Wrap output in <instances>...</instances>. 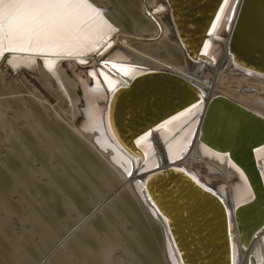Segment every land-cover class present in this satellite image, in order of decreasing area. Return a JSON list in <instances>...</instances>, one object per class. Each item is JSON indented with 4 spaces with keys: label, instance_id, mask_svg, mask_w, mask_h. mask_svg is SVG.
<instances>
[{
    "label": "bare ground",
    "instance_id": "obj_1",
    "mask_svg": "<svg viewBox=\"0 0 264 264\" xmlns=\"http://www.w3.org/2000/svg\"><path fill=\"white\" fill-rule=\"evenodd\" d=\"M89 2L97 8L104 9L103 20L111 26L109 28L101 24L104 34L102 37H97L99 43L89 52L83 55L74 54L71 58L6 53L0 56V86L2 88L7 80L12 79L14 83L37 85L42 92L46 88L49 93L45 96H54L55 93L56 96L69 99L74 109L71 117L69 116L68 127L78 140L90 146L107 168L115 174L118 186L116 185L117 188L112 193L120 190L129 193L140 207L146 221L153 226L150 231L155 232L157 229L159 232L162 263L179 264L167 232L169 227L167 219L160 218L153 208L147 209L144 205L149 206L144 194L143 178L156 169L169 166L182 168L205 188L218 194L227 205L229 213L239 205L253 200L252 189L244 173L228 156L208 148L196 138L203 104L193 106L170 118L136 140L144 154L143 159L140 160L138 154L129 153L117 140L109 121V114L105 111L106 101L115 88L129 82L131 78L147 71H166L181 76L201 89L206 96L205 103L216 95H222L264 117V75L239 65L227 55L229 37L242 0L223 1L216 17L214 16L213 24L210 25V35L206 40L204 39L202 49L198 50V53L201 52L204 56L193 59L186 52L185 42L180 40L172 20L171 8L166 0L141 1L140 13L148 24L153 26V30H150L151 35H148L149 32L138 31L139 34L129 32L124 23L110 10L106 3L109 1L89 0ZM136 4V0H130L128 8ZM130 13L136 15L135 12ZM131 21L136 22L134 16L131 17ZM139 22L142 24L144 21ZM102 45L104 46L102 53L93 54ZM163 48L170 51L178 50L180 52L178 54H181V62L176 63L174 59L168 61L158 56L159 54L154 55L153 51L161 52ZM81 60L86 62L81 63ZM93 70L95 76L89 74ZM45 99L46 97L43 98L42 105L51 106L52 103H47ZM56 114L57 119L61 120L60 113ZM255 157L259 163H262L264 147L255 152ZM140 163L144 165L139 167ZM89 219L86 218L80 224L83 226ZM232 228L231 222V230ZM234 234L232 264H248L250 255H254L259 264H264V230L246 249L240 244L237 230ZM109 243L112 244L110 241ZM112 246L107 243L105 249L107 255L112 253L110 252L113 250ZM118 246L120 248L119 243ZM135 258L130 256L125 262L119 258L111 259V263L141 264Z\"/></svg>",
    "mask_w": 264,
    "mask_h": 264
},
{
    "label": "rangeland",
    "instance_id": "obj_2",
    "mask_svg": "<svg viewBox=\"0 0 264 264\" xmlns=\"http://www.w3.org/2000/svg\"><path fill=\"white\" fill-rule=\"evenodd\" d=\"M106 1L129 32L152 34L140 13L142 0L130 8V0ZM174 50L153 53L179 63ZM33 85L9 79L0 86V264H114L111 259L130 256L141 264H163L157 229L150 231L129 193H112L115 174L68 127L71 101L45 96L46 88ZM45 97L53 105H42ZM107 243L113 245L108 255Z\"/></svg>",
    "mask_w": 264,
    "mask_h": 264
},
{
    "label": "water",
    "instance_id": "obj_3",
    "mask_svg": "<svg viewBox=\"0 0 264 264\" xmlns=\"http://www.w3.org/2000/svg\"><path fill=\"white\" fill-rule=\"evenodd\" d=\"M223 1L166 0L191 59L204 56L198 50L210 35V25ZM227 55L239 65L264 75V0H242ZM205 99L201 89L179 75L147 71L115 88L108 96L105 111L119 143L142 160L144 154L136 140L185 110L204 105L198 115L196 138L228 156L244 173L253 200L229 213L218 194L182 168L169 166L153 170L143 178L149 206L144 205L167 219V232L179 264H232L234 231H238L240 244L246 249L264 230V160L259 163L255 157V152L264 147V117L222 95L207 103ZM143 165L140 163L139 167ZM248 264L259 263L250 255Z\"/></svg>",
    "mask_w": 264,
    "mask_h": 264
},
{
    "label": "snow or ice",
    "instance_id": "obj_4",
    "mask_svg": "<svg viewBox=\"0 0 264 264\" xmlns=\"http://www.w3.org/2000/svg\"><path fill=\"white\" fill-rule=\"evenodd\" d=\"M101 24L111 27L89 0H0V56L83 55L99 43ZM103 47L93 54H101ZM89 74L95 76V70Z\"/></svg>",
    "mask_w": 264,
    "mask_h": 264
}]
</instances>
